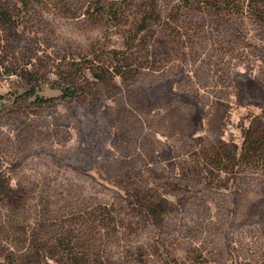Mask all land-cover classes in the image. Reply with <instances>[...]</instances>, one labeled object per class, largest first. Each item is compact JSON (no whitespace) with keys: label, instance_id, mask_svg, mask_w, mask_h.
Instances as JSON below:
<instances>
[{"label":"rangeland","instance_id":"1","mask_svg":"<svg viewBox=\"0 0 264 264\" xmlns=\"http://www.w3.org/2000/svg\"><path fill=\"white\" fill-rule=\"evenodd\" d=\"M150 1L1 0L0 264H264V160L243 158L264 132L244 95L264 87V0H157L129 49ZM116 51H135L126 78ZM144 85L164 89L129 102Z\"/></svg>","mask_w":264,"mask_h":264},{"label":"trees","instance_id":"2","mask_svg":"<svg viewBox=\"0 0 264 264\" xmlns=\"http://www.w3.org/2000/svg\"><path fill=\"white\" fill-rule=\"evenodd\" d=\"M24 6L29 8V5L26 2H25ZM159 6L160 5L158 4L157 0H151L150 2H146V3L142 4L143 9L140 11V14L142 16L138 21L139 23H137L139 27L136 30L134 37L132 38L133 43L130 45L129 49H133L135 46H137V43L134 45V42L139 38V35L144 30L149 28V26H150L149 24L158 20L159 16L156 14V11L159 8ZM102 7H103L102 10L104 11V12L102 11L103 14L106 13L109 17H115V18L117 17V15L119 13V9L115 8L114 5L108 6L105 4ZM13 8H17V5L14 4V7H11L10 2L3 3L0 0V32L2 30L5 31V35H2V37L7 39L8 42H9L12 35L13 36L17 35V33H16L17 25H16V21L13 19L15 10ZM7 33H9L10 36H7L6 35ZM0 37H1V35H0ZM145 37L146 36H142L139 39L140 40L139 42H142L143 48H145L147 50L148 45L146 44L147 42H146ZM13 38L16 39V37H13ZM0 43H1V40H0ZM147 52H149V51H147ZM16 54H17L16 50L14 49L13 52L8 54L7 56H13L14 60L18 61ZM148 56L149 55L147 53V57ZM1 57L4 59L0 60V65L4 64L6 61H8V59L6 58V55L1 56ZM134 57H135V51L133 53H129L128 55H126V53L123 51H116L114 53L113 60H115L117 62V64L112 65V66H115V68H117L116 74H120L121 76L126 78V69L131 71L130 68H132L131 67L132 63L130 60L134 59ZM122 62H125L126 65L122 66V64H121ZM130 64H131V66H130ZM122 67H126V69H124V71H122L123 70ZM100 69L106 74H110V72H111V66L100 67ZM139 89H140V91L137 89L136 90H134V89L129 90V93H131V96H130L131 99L128 98V100H130L129 102H132V104L133 103H135V104L149 103V100H152L153 97H159L158 94H160V91L163 90L164 88L158 87V90H156V86H154V85H144ZM133 93H134V97L132 98ZM244 95L248 99L263 101L264 100V87L258 81L247 80L245 83ZM124 101L128 102L127 98H125ZM209 157L211 158V160H210L211 165L213 167H218V168L219 167L225 168V167H227V165L234 167L239 162V159H238V157L234 151H230L228 153L223 152V151H219V152L217 151V152L211 153L209 155ZM243 158L247 161H253V160L254 161H256V160L257 161H260V160L263 161L264 160V132L263 133L262 132L261 133H254L251 131V134L248 136L247 147H246L245 152L243 154ZM150 209L154 215H156V214L160 215V213L163 211V207L161 205L151 206ZM106 215H107V213H106ZM67 252L68 253L65 254L66 258H67L66 262H68L67 264H69V262H74L77 264V263H79V260H81L82 258H85L84 257L85 255H83V256L78 255V253H76L73 248H69ZM78 256H81V257H78Z\"/></svg>","mask_w":264,"mask_h":264}]
</instances>
